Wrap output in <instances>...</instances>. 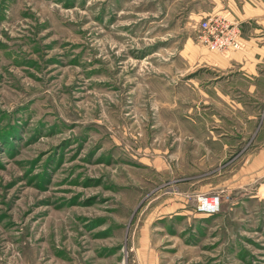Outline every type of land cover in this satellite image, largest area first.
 <instances>
[{"label":"rangeland","instance_id":"374dc122","mask_svg":"<svg viewBox=\"0 0 264 264\" xmlns=\"http://www.w3.org/2000/svg\"><path fill=\"white\" fill-rule=\"evenodd\" d=\"M221 5L0 0V264H264L253 136L206 104Z\"/></svg>","mask_w":264,"mask_h":264},{"label":"crops","instance_id":"0c3cea01","mask_svg":"<svg viewBox=\"0 0 264 264\" xmlns=\"http://www.w3.org/2000/svg\"><path fill=\"white\" fill-rule=\"evenodd\" d=\"M215 1L225 2L223 14L240 25L244 47L222 54L204 52L203 62L216 77H223L221 83H212L215 95L206 101L212 128L227 136H253L245 167L264 169V0Z\"/></svg>","mask_w":264,"mask_h":264},{"label":"built area","instance_id":"2783aa9c","mask_svg":"<svg viewBox=\"0 0 264 264\" xmlns=\"http://www.w3.org/2000/svg\"><path fill=\"white\" fill-rule=\"evenodd\" d=\"M200 29V43L214 52L225 53L244 47L239 26L229 23L221 15L210 14L205 16L200 22ZM219 206V195L198 196V211L201 213H215L218 211Z\"/></svg>","mask_w":264,"mask_h":264}]
</instances>
